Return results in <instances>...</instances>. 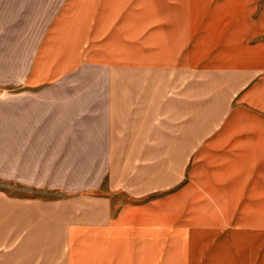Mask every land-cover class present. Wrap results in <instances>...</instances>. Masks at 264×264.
I'll use <instances>...</instances> for the list:
<instances>
[{"label": "crops", "instance_id": "0c3cea01", "mask_svg": "<svg viewBox=\"0 0 264 264\" xmlns=\"http://www.w3.org/2000/svg\"><path fill=\"white\" fill-rule=\"evenodd\" d=\"M165 4V0H0V180L11 182L13 187L24 185L26 189L25 195L15 194L13 190L9 197L0 186V231H5L12 220L14 232H19L22 228L20 208L15 209V203L36 200L37 196L27 192L33 189L64 190L67 181L64 176L70 166L89 167V176L91 168L94 172L96 168L120 164L116 152L148 150L153 138L155 150H165V142L158 139L160 135L164 138L165 127L152 121L149 113L162 111L164 117L169 110L166 107L172 111L194 107L197 86L220 87L224 79L233 80L227 85L235 86L233 91L223 95L207 94L208 101L223 106L217 107V114L225 113L218 126L206 132L202 143L206 149L218 145L222 138L220 133L231 117L234 99L239 98L233 96L234 92H241L238 94L241 97L252 88L250 98L262 104L264 78L254 68L135 65L170 63L184 57L181 60L196 63L204 59L211 47L222 48L215 59L224 62L220 56L227 54V42L221 30L205 32L195 41L197 37L193 36V40L188 41L191 49L186 55H182V44L186 42L182 33L136 30L137 24L159 15L160 9L161 14L166 13L164 17L170 19L184 15L178 10L166 12ZM127 6L136 8L134 13L138 16L127 18L120 27L123 31L118 28L119 32L113 34L111 25L109 28L106 25L111 21L104 24V20ZM188 15L196 19L201 14L188 12ZM128 26L133 30H128ZM242 49L251 50L252 54L248 61H238L237 66L264 62V44L254 49L242 45ZM93 56H112V59ZM87 69L94 73L86 74ZM167 74L173 76L172 80L165 78ZM215 77L220 80L211 79ZM172 86L175 94L168 92L167 87ZM187 114L190 118V112ZM252 131V136L238 147L247 148V157L255 160L264 155V125L254 126ZM214 137L217 138L209 142ZM185 141L189 144L182 150H189L191 154L198 147L196 139ZM237 159L238 163L248 160L244 156ZM62 173L64 176L53 178L54 174ZM103 173L104 170L101 175ZM216 204L218 210L211 209L208 213L221 225L225 219L224 207L222 203ZM103 211L104 215L108 214L107 205L96 224L74 221L67 224L65 240L58 245L62 254L57 258L53 256L52 261L61 264H194L210 244L211 237H217L220 232L179 230L169 240L163 238L158 226L116 230L103 216ZM57 212L65 214L61 209ZM147 216L142 215L141 220ZM132 220L129 214L126 222ZM222 238L225 239L217 243L202 264H264V229L229 231ZM22 245L18 243L19 247ZM31 246L27 245L28 250ZM4 248L0 243L2 264L12 262L4 260ZM23 256L31 259L29 254ZM13 261H19V257Z\"/></svg>", "mask_w": 264, "mask_h": 264}, {"label": "rangeland", "instance_id": "374dc122", "mask_svg": "<svg viewBox=\"0 0 264 264\" xmlns=\"http://www.w3.org/2000/svg\"><path fill=\"white\" fill-rule=\"evenodd\" d=\"M165 1L166 12L170 9L178 10L184 15L170 19L164 17L166 13L161 14L163 11L160 9L159 15L143 19L137 24L136 30L149 33L160 31L182 33L186 40L182 44V55L189 54L191 45L188 46V44L193 40V36L197 37L195 41L199 40V36L205 32L216 33L221 30L227 42L225 47L227 54L220 56L224 62L215 59L217 52L222 48L211 47L205 52L204 59L196 63L181 60L185 59L184 57L170 63L139 62L135 65L165 64L163 66L166 67L172 64H194L201 68L248 67L258 70L260 77L264 78V62L237 66L238 61L244 63L249 60L251 56L249 54H252L251 50H241L242 45L254 49L264 44V0ZM134 10L127 6L117 14H109L104 24L110 20L111 22L106 24L107 28L111 25L113 34H116L127 18L138 16ZM188 12L201 15L192 19ZM213 22L218 27H215ZM127 29L133 30L129 26ZM145 52L149 55L147 53L149 49ZM70 57L74 59L72 55ZM93 57L112 59V56ZM117 57L123 59L124 56ZM87 61L90 62V60ZM94 61L106 62L91 60L93 63ZM93 73L94 71L90 69L86 70V74ZM166 77L171 80L173 78L171 74H167ZM211 79L220 80L219 77ZM232 82L231 79H224L221 80L220 87L211 84L206 89L197 86L196 105L190 106L186 111H172L166 107L169 110L165 111L164 117L162 111L149 113L152 121L165 127L164 138L162 139L161 135L158 138L159 141L165 142V150H155L156 142L153 138L154 141L148 150L116 152V156L120 158V164L96 168L94 172L91 168L92 173L89 176V167L76 166H70L66 176L64 173L54 174V179L61 176L67 178L64 190L54 188L48 191L39 189L27 191L31 196L35 195L38 198L15 203V209L20 208L19 220L22 227L20 231L14 232L12 220L5 231H0V243L5 245L4 260L12 261H6L3 264H61L59 261L52 260L53 256L57 255L55 257L57 258L62 254V249L58 250V245L63 244L65 240L64 230L67 224L69 225L72 221L96 224L94 222L100 217V212L105 205L108 206V214L104 215L103 211V216L116 230L158 226L163 232V238L169 240L179 230L220 231L217 237H211L210 244L204 248L201 258L194 264H202L217 243L225 239L222 237L226 236L227 232L252 228L264 229V155L254 160L252 156L247 157V148L238 147L240 143L243 144L252 136L254 126L264 125V97L261 104L260 101L250 98L254 91L252 88L241 97L238 95L241 92H234L233 96L239 98L233 97L232 114L222 132H219L222 137L218 140L219 144L210 149H206V146L202 144L206 139V132L218 126L225 113L223 111L217 114V107L223 106L208 101L207 94L229 93L235 89V86L227 85ZM167 88L170 94H175L173 86ZM188 112H190V118ZM187 138H191V141L195 138L198 145L191 154L189 150H182L189 144L185 141ZM216 138L209 142H213ZM241 156L248 160L238 163L237 158ZM102 170L104 173L101 175ZM101 176H103L102 181L97 188L96 185ZM10 183L0 180V186L5 189L6 196L11 197L13 190H16L15 194L20 192L25 195L24 185L13 187ZM206 190L209 192L207 193ZM216 202L222 203L224 207L225 219L220 222L221 225L211 218V213H208L211 209L218 210ZM59 209L65 214L58 215ZM203 213L208 215L205 216ZM129 214L134 221L126 222ZM142 215L147 218L141 220ZM148 217L153 220L150 221ZM100 224L102 225V222ZM18 243L24 245L19 247ZM26 244L33 246L28 250ZM1 250H3L2 247ZM25 254H29L31 259L23 256ZM17 257L19 261H13Z\"/></svg>", "mask_w": 264, "mask_h": 264}]
</instances>
